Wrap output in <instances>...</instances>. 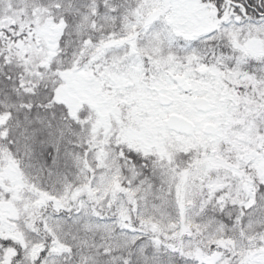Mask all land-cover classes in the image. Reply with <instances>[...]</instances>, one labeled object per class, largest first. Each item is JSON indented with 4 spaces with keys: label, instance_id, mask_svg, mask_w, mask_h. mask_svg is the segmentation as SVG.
<instances>
[{
    "label": "snow or ice",
    "instance_id": "1",
    "mask_svg": "<svg viewBox=\"0 0 264 264\" xmlns=\"http://www.w3.org/2000/svg\"><path fill=\"white\" fill-rule=\"evenodd\" d=\"M0 264H264V0H0Z\"/></svg>",
    "mask_w": 264,
    "mask_h": 264
}]
</instances>
